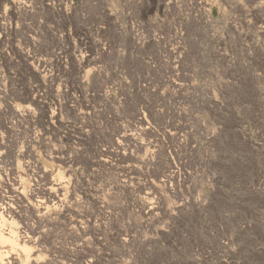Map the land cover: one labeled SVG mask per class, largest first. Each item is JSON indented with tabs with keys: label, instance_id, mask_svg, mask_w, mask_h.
Listing matches in <instances>:
<instances>
[{
	"label": "rangeland",
	"instance_id": "374dc122",
	"mask_svg": "<svg viewBox=\"0 0 264 264\" xmlns=\"http://www.w3.org/2000/svg\"><path fill=\"white\" fill-rule=\"evenodd\" d=\"M5 174L7 264H264V0H0Z\"/></svg>",
	"mask_w": 264,
	"mask_h": 264
},
{
	"label": "bare ground",
	"instance_id": "6f19581e",
	"mask_svg": "<svg viewBox=\"0 0 264 264\" xmlns=\"http://www.w3.org/2000/svg\"><path fill=\"white\" fill-rule=\"evenodd\" d=\"M34 98H35V96H34ZM35 100H37V98H35ZM14 109H15V111H14L15 114L17 116H19L21 114L22 108L15 107ZM23 111H26V112L29 111V107H23ZM53 114H54V112H51L50 113V117L53 118ZM129 138H127V139H129ZM130 139H131L130 143L133 144L134 141H132V138H130ZM135 145H136V142H135ZM117 146L119 148V145H117ZM138 146H139V144H138ZM26 148L27 147H25V149ZM26 154H27V152H26ZM43 172H45L43 169H41V170L39 169V173L40 174H42ZM4 173H7V172H4ZM7 175L8 174H5V177H1L0 178V190L3 188V190H1L3 192L2 193L0 192V245H2L6 241L12 244V242H14V240L17 239V240L20 241L22 239V237L19 234H17V232H15L13 229H11V228L8 229V228L4 227V225L7 224V223H9V224L13 223L12 216H13V213H14V207H13V204L15 203L14 201L17 200L18 196L26 197V194L24 192V188L21 186L22 184H19L17 179H11V178L9 179L7 177ZM169 177H172V176H169ZM35 182H36V184H38V186H39V184H41V182H43V184H41V186L37 187L36 193L35 192H33V193H35L37 195H46L48 197V199L50 201H53V203L55 205H57V206L59 205V208L62 207L61 206L62 202H61V198H60V191L62 190V186L59 183H56V181H54L52 179H35ZM34 197H36V196H34ZM23 200H24V198H23ZM39 203H40L39 204L40 208L38 210L36 209L37 212H38L37 216L38 217H42V218L44 216L49 217L50 216V211H48L49 210V209H47L48 206L45 205L44 200L39 201ZM30 208H32V207L30 206ZM149 208L151 209V206ZM60 209H62V208H60ZM33 214H35V213H33ZM51 219H53V218H51ZM73 227L83 237L82 243L81 244L79 243L81 247H85L86 244L90 243L91 241L98 242V240H99L98 234H97L98 228L92 226L90 221H88V220L85 221L83 218H79V219H77V221L75 220V222L73 223ZM25 241L29 242V241H32V240L30 238L27 239V240L26 239L22 240V243L20 244V248L18 250L20 251V253L23 254L24 259H27L28 258L27 250L29 249V247L26 246V242ZM0 248H2V246H0ZM5 252H7V251L0 249V264H7V262L6 261L4 262V260H3V256H4ZM54 264H56V263H54ZM87 264H89V263H87Z\"/></svg>",
	"mask_w": 264,
	"mask_h": 264
}]
</instances>
